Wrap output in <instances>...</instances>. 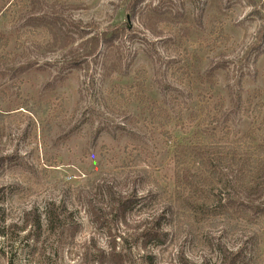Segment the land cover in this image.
<instances>
[{"label":"rangeland","instance_id":"1","mask_svg":"<svg viewBox=\"0 0 264 264\" xmlns=\"http://www.w3.org/2000/svg\"><path fill=\"white\" fill-rule=\"evenodd\" d=\"M54 11L60 30L45 23ZM91 38L99 57L70 66ZM121 89L127 96L143 89L171 124L152 125L137 96L119 103L113 93ZM238 95L244 113L233 108ZM214 129L220 141L255 133L264 147V0H0V207L9 228L0 264H100L96 250L123 251L117 231L114 243L92 222L103 207L102 175L125 194L132 184L111 175L137 164L176 195L177 156L193 167L192 149ZM50 204L65 209L76 229L36 241L25 214L46 227ZM159 212L141 201L131 222ZM247 226L258 230L220 209L187 213L172 225L160 264H179L180 253L219 264L223 247L264 260V232L255 239L240 230ZM120 227L143 264L134 244L141 230Z\"/></svg>","mask_w":264,"mask_h":264},{"label":"trees","instance_id":"2","mask_svg":"<svg viewBox=\"0 0 264 264\" xmlns=\"http://www.w3.org/2000/svg\"><path fill=\"white\" fill-rule=\"evenodd\" d=\"M58 12L54 11L51 17L45 19V23L55 27L62 24ZM57 16V17H56ZM35 34V33H34ZM222 31L219 33V42H223ZM37 35V34H36ZM99 40L91 38L86 41L81 52H77L71 58L70 66L79 68L82 60L99 57L101 49H98ZM109 49V47H107ZM108 56L109 53L105 52ZM145 84V83H144ZM124 89L114 92L113 95L121 104H127L133 96L139 97V102L150 113L152 125L168 126L172 122L171 116L167 111L146 96L143 89L137 94L131 93L126 95ZM233 108L235 113L245 112L242 109L243 97L238 95L235 98ZM223 109L221 108L220 111ZM262 108H258L256 116L262 115ZM213 120L218 122V117L214 116ZM206 140L197 143L191 153L195 155V165L190 169L183 167V155L177 156V175L176 182L182 192L172 195L167 188L157 179L155 173L146 167H139L134 164L136 171H115L111 176L114 179L125 181L123 185L132 184V190L125 194L117 193L114 188L115 184H109L106 176L102 175V184L99 190L102 196V206L93 213V223L98 228L107 227L108 235L112 242L116 243L117 234L126 247L124 250L116 253V244L111 248V254L107 256L103 250H96L95 257L100 264H138L132 253V246L128 238L123 235L120 226L126 229L135 228L141 230L139 236L135 238V243L140 244L142 252L141 260L143 264H160L161 251H165L171 241L170 229L174 222L180 221L187 213L206 214L215 212L220 209L230 213L231 217L246 222L253 228L241 227L242 231L249 229V232L255 239H258L259 233L264 232V147L255 145V133L243 135L237 140L232 141L229 134L220 141L215 129L206 132ZM184 146V145H180ZM185 147V146H184ZM5 157V162L8 160ZM2 158L1 160H3ZM139 186V187H138ZM193 189V190H192ZM145 192L143 197L139 198V192ZM190 191V193H189ZM188 192V193H187ZM90 199V198H88ZM141 201L154 202L161 207V212L145 218L140 215V220L134 218L131 222L135 210ZM104 202V203H103ZM92 204V200L88 202ZM144 206V205H143ZM144 208V207H142ZM142 210V209H140ZM179 210V211H176ZM6 212L0 207V237H7L9 228L6 227ZM26 223L34 225L36 236L35 240L39 241L44 232L48 236H64L66 231L72 229L75 231L77 223H73L67 216L65 209L57 208L50 204L46 212V227L43 226L42 219L34 212L25 214ZM72 224L69 226V222ZM136 222V223H135ZM132 224H136L132 227ZM45 228V229H44ZM117 231L118 233H112ZM259 249L256 251L259 253ZM36 249L31 251L32 254ZM221 260L219 264H264V260L258 256L256 259L245 249L227 250L225 247L220 249ZM179 264H196L186 258L183 253L178 255Z\"/></svg>","mask_w":264,"mask_h":264}]
</instances>
